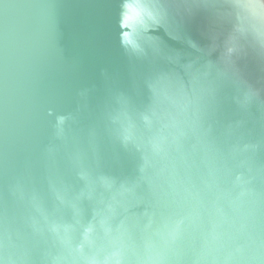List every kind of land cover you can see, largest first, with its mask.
<instances>
[{
	"label": "water",
	"instance_id": "obj_1",
	"mask_svg": "<svg viewBox=\"0 0 264 264\" xmlns=\"http://www.w3.org/2000/svg\"><path fill=\"white\" fill-rule=\"evenodd\" d=\"M247 2L0 0V264H264Z\"/></svg>",
	"mask_w": 264,
	"mask_h": 264
},
{
	"label": "clouds",
	"instance_id": "obj_2",
	"mask_svg": "<svg viewBox=\"0 0 264 264\" xmlns=\"http://www.w3.org/2000/svg\"><path fill=\"white\" fill-rule=\"evenodd\" d=\"M137 7L141 6L137 5ZM242 7L244 11L248 13L252 21L256 24H264V0H248L246 4L242 5ZM149 21L153 24L159 23L157 14L150 11L144 12L137 23L140 27L147 30L149 27ZM129 44L134 49L140 50V45L136 39L135 31L129 35ZM229 51L231 52L232 49H229Z\"/></svg>",
	"mask_w": 264,
	"mask_h": 264
}]
</instances>
